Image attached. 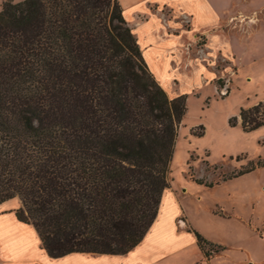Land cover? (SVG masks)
I'll return each mask as SVG.
<instances>
[{"label":"trees","instance_id":"1","mask_svg":"<svg viewBox=\"0 0 264 264\" xmlns=\"http://www.w3.org/2000/svg\"><path fill=\"white\" fill-rule=\"evenodd\" d=\"M186 98L156 82L118 0H3L0 205L19 200L16 219L52 259L127 254L170 188ZM238 123L263 127L264 100L228 119ZM188 231L216 248L205 258L221 250Z\"/></svg>","mask_w":264,"mask_h":264},{"label":"rangeland","instance_id":"2","mask_svg":"<svg viewBox=\"0 0 264 264\" xmlns=\"http://www.w3.org/2000/svg\"><path fill=\"white\" fill-rule=\"evenodd\" d=\"M127 3H123L125 15L132 21L135 9ZM145 6L142 1L138 8ZM161 10L172 19L171 30L182 33L166 39L158 18L162 26L154 31L157 42L144 47V52L157 67L167 96L187 97L168 175L183 211L176 222L177 231L185 230L189 223L201 237L221 247L209 257L210 264H264V126L245 132L239 123L233 127L228 124V119L237 116L241 108L262 101L264 74L245 79L238 77L232 65L226 71L227 67L220 65V77L210 83L209 78L216 75L214 64L225 65L230 60L229 44L221 40V51L214 44L196 51L190 44L191 34L183 31L188 23L184 20L185 12L179 8L173 13L168 8ZM262 16L264 10L226 13L224 22L240 29ZM135 33L143 43H148L146 29H135ZM196 41L197 48L202 46L201 38L196 37ZM237 50L241 55L242 49ZM259 55L256 67L264 71V58ZM240 67L243 72L250 69L246 63ZM201 128L203 135L195 136L193 132H201ZM241 169L250 171L223 180ZM215 249L204 244L200 250L204 253ZM201 263L202 260L198 262Z\"/></svg>","mask_w":264,"mask_h":264},{"label":"crops","instance_id":"3","mask_svg":"<svg viewBox=\"0 0 264 264\" xmlns=\"http://www.w3.org/2000/svg\"><path fill=\"white\" fill-rule=\"evenodd\" d=\"M142 1L146 6L138 8ZM118 2L123 8L125 20L127 18L123 3L128 2L129 8L135 9L134 19L126 22L137 39L149 71L165 91L167 89L162 83L157 67L150 63L144 52V47L148 44V47H152L157 42L154 31L158 26L163 24L162 30L166 39L178 37L182 33L171 30L172 19L166 17L161 10L163 8H168L172 13L178 8L185 12L184 20L188 21L186 24L188 28L185 25L183 31L191 34L190 44L194 45L196 51L212 44L221 51L222 45L218 44L221 40L231 47L230 60L226 61L225 65L214 64L216 75L209 78L210 83L220 77L221 70L217 68L220 65L227 67L225 71L232 65L237 69L238 77L245 79L264 74L262 69L256 67V55L260 54L259 56L264 58V50H261L264 47H260L264 46V16L256 17V20L242 25L240 29L238 25L233 28L224 22L226 13L236 14L246 11L252 13L264 10V0H118ZM158 18L162 24H159ZM138 28L147 30L148 43H143L144 40L142 41V38L135 33V29ZM196 37L203 41L200 48H197ZM239 48L242 49L241 55L238 54ZM242 59L250 66L247 72L241 70L240 66L245 64ZM213 87L216 88L214 84ZM258 102L256 100L246 107ZM177 199L171 187L163 192L154 223L140 244L127 254L111 256L72 253L57 259L48 257L41 249L39 238L32 226L16 219L14 211L20 206L19 200L6 201L0 205V264H198L200 260H202L201 264H210L212 258L204 257L194 234L188 231L189 223L185 224V230L177 231V219L183 214Z\"/></svg>","mask_w":264,"mask_h":264},{"label":"built area","instance_id":"4","mask_svg":"<svg viewBox=\"0 0 264 264\" xmlns=\"http://www.w3.org/2000/svg\"><path fill=\"white\" fill-rule=\"evenodd\" d=\"M222 95H225V93H224V94H222Z\"/></svg>","mask_w":264,"mask_h":264}]
</instances>
